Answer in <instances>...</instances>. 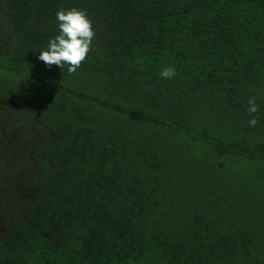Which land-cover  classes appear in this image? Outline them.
<instances>
[{
	"label": "trees",
	"instance_id": "1",
	"mask_svg": "<svg viewBox=\"0 0 264 264\" xmlns=\"http://www.w3.org/2000/svg\"><path fill=\"white\" fill-rule=\"evenodd\" d=\"M0 264H264V0H0Z\"/></svg>",
	"mask_w": 264,
	"mask_h": 264
},
{
	"label": "clouds",
	"instance_id": "2",
	"mask_svg": "<svg viewBox=\"0 0 264 264\" xmlns=\"http://www.w3.org/2000/svg\"><path fill=\"white\" fill-rule=\"evenodd\" d=\"M59 34L48 42L46 49L39 50V60L46 66L53 65L64 68L67 65L69 74L76 72L86 60L91 51L92 41L95 38L93 22L86 11L79 8L69 10L61 9L56 13ZM164 79H170L176 75L175 67H165L160 73ZM259 111L255 97L248 99L247 112L252 115L250 126H256L258 118L254 115Z\"/></svg>",
	"mask_w": 264,
	"mask_h": 264
}]
</instances>
